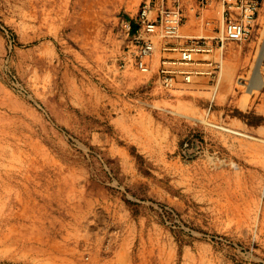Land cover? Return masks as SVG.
Listing matches in <instances>:
<instances>
[{"label":"rangeland","instance_id":"rangeland-1","mask_svg":"<svg viewBox=\"0 0 264 264\" xmlns=\"http://www.w3.org/2000/svg\"><path fill=\"white\" fill-rule=\"evenodd\" d=\"M120 1L0 0V264H264V150L227 138L264 145L238 121L264 101V0L214 77L226 120L126 106Z\"/></svg>","mask_w":264,"mask_h":264},{"label":"crops","instance_id":"crops-1","mask_svg":"<svg viewBox=\"0 0 264 264\" xmlns=\"http://www.w3.org/2000/svg\"><path fill=\"white\" fill-rule=\"evenodd\" d=\"M178 1L184 11L185 17L183 25L180 28V36L171 39L170 43L173 45H178L191 37H208V39L216 46L214 52L211 54L212 60L217 62V68L220 67L221 57L224 55L222 53L224 52V49L228 43V41H226L223 47L218 46V38L222 32L220 1L210 0L209 3L202 8L199 5V0ZM140 2H138V0H132L130 2L122 0L120 1V5L123 6L125 10H127L126 16L134 17L139 10ZM167 3H172V0H168ZM228 46V49H231L235 45L231 44ZM159 57L160 53L157 51L151 62L152 71L150 73H142L133 66L119 69L118 75L115 78L116 87L117 89L125 92V94L129 95V99L127 100L126 104L128 108L138 112L149 108L146 106V103H151L153 105L158 104L165 108L177 110H183L187 109V107L197 105L204 107L205 110H210L212 116H216L217 120H226L225 106L231 101L230 99L233 97L231 84L232 80L230 75L225 78L224 85L221 87L219 93H217L218 97H222L223 100L215 99L214 97V89L216 88V85L219 81V79L214 78L215 74L217 73V68L213 74L202 73L194 75L191 83L186 85L179 84L177 89H167L163 87L157 80ZM226 57L229 68H232L235 64H238L237 62H239L240 66L247 62V52H244L243 54L236 53L235 51H228L226 53ZM203 67L208 68L206 66ZM201 98L205 100V102H202ZM213 105H217L215 106L217 109L213 110V108H211L214 107ZM252 115L254 117L252 122H248L247 119L242 120L241 118H239L238 121H240L242 124L240 127H243L246 137L251 138L254 134L256 138V136H259L264 132V101L260 103L258 108L252 112ZM231 121L233 122V119H231ZM218 133L219 132L217 131H213V136L219 137ZM227 138H229V146L233 148L235 154H238L242 157L247 156L248 158L246 159L249 161L262 160V151L264 150V145L261 143L252 142L245 138L238 141L239 139L233 135H229Z\"/></svg>","mask_w":264,"mask_h":264},{"label":"built area","instance_id":"built-area-1","mask_svg":"<svg viewBox=\"0 0 264 264\" xmlns=\"http://www.w3.org/2000/svg\"><path fill=\"white\" fill-rule=\"evenodd\" d=\"M141 0L134 17H119V28L126 38L122 68L133 66L142 73L152 71V60L160 53L157 80L167 89L189 84L194 75L213 74L216 63L212 53L216 46L208 37H191L173 45L170 40L180 36L184 11L178 0ZM210 0H199L204 7ZM221 3L222 32L218 46L226 41L246 39L255 23L260 0H219ZM206 66L208 68H204Z\"/></svg>","mask_w":264,"mask_h":264}]
</instances>
